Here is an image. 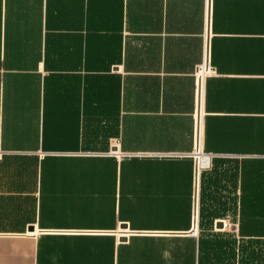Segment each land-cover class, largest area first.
I'll use <instances>...</instances> for the list:
<instances>
[{
	"label": "crops",
	"instance_id": "0c3cea01",
	"mask_svg": "<svg viewBox=\"0 0 264 264\" xmlns=\"http://www.w3.org/2000/svg\"><path fill=\"white\" fill-rule=\"evenodd\" d=\"M248 240L264 249V0H0V264H213Z\"/></svg>",
	"mask_w": 264,
	"mask_h": 264
},
{
	"label": "built area",
	"instance_id": "2783aa9c",
	"mask_svg": "<svg viewBox=\"0 0 264 264\" xmlns=\"http://www.w3.org/2000/svg\"><path fill=\"white\" fill-rule=\"evenodd\" d=\"M211 2V0H209ZM218 70L212 64L211 60V42L210 33L207 34L204 46V55L201 65L195 73V95H196V110H195V138L192 158L194 160V181L198 184L200 176L204 170L211 166L212 154L205 152L203 147L204 131H205V116H206V100H207V84L209 79L218 76ZM197 214L194 216V221L197 223ZM225 226L227 224L225 223Z\"/></svg>",
	"mask_w": 264,
	"mask_h": 264
},
{
	"label": "rangeland",
	"instance_id": "374dc122",
	"mask_svg": "<svg viewBox=\"0 0 264 264\" xmlns=\"http://www.w3.org/2000/svg\"><path fill=\"white\" fill-rule=\"evenodd\" d=\"M228 241H232V239ZM259 242V240H248L236 245L240 247L239 250L231 249L228 251L226 249V254H223L224 259L215 258L213 259V264H264V249Z\"/></svg>",
	"mask_w": 264,
	"mask_h": 264
},
{
	"label": "water",
	"instance_id": "95a60500",
	"mask_svg": "<svg viewBox=\"0 0 264 264\" xmlns=\"http://www.w3.org/2000/svg\"><path fill=\"white\" fill-rule=\"evenodd\" d=\"M219 228H223L224 227V223H218Z\"/></svg>",
	"mask_w": 264,
	"mask_h": 264
}]
</instances>
